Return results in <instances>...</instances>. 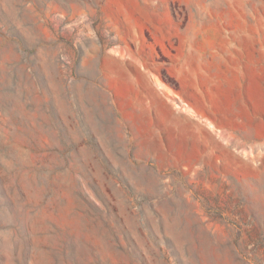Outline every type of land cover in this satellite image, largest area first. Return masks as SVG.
<instances>
[{
    "label": "rangeland",
    "instance_id": "1",
    "mask_svg": "<svg viewBox=\"0 0 264 264\" xmlns=\"http://www.w3.org/2000/svg\"><path fill=\"white\" fill-rule=\"evenodd\" d=\"M0 264H264V0H0Z\"/></svg>",
    "mask_w": 264,
    "mask_h": 264
}]
</instances>
